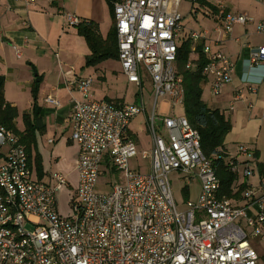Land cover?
<instances>
[{
  "label": "built area",
  "instance_id": "2783aa9c",
  "mask_svg": "<svg viewBox=\"0 0 264 264\" xmlns=\"http://www.w3.org/2000/svg\"><path fill=\"white\" fill-rule=\"evenodd\" d=\"M21 1L31 5L41 0ZM108 1L124 75L139 86L144 76L151 81L154 104L146 123L152 147L140 155L150 159L149 170L141 172L129 164L138 151L127 127L144 112L142 99L134 104L88 99L90 76L76 81L82 98H71L70 138L79 150L69 216L57 210L66 177L60 172L49 174L47 181L33 177L24 145L0 125V147H6L0 163V264H264V253L258 254L251 242L258 236L264 246V166L254 172L255 150L240 143L222 157L234 174L228 197L213 159L202 152L200 135L187 118L156 113L155 102L161 96L175 106L183 103L182 76L174 67L182 30L181 0ZM65 17L69 26L81 21L71 13ZM215 17L225 34L250 21L247 14L223 4H217ZM256 28L264 32V19ZM187 36L198 40L203 34L191 30ZM202 52L206 61L201 73L211 76L210 90L218 94L231 82L234 62L209 45H203ZM262 62L264 45L251 47L249 63ZM45 101L57 104L50 97ZM102 170L121 171L123 182L108 193L96 191ZM172 172L181 176L186 194L192 179L198 178L196 200L177 204ZM254 173L257 187L240 189L241 175L246 182Z\"/></svg>",
  "mask_w": 264,
  "mask_h": 264
},
{
  "label": "crops",
  "instance_id": "0c3cea01",
  "mask_svg": "<svg viewBox=\"0 0 264 264\" xmlns=\"http://www.w3.org/2000/svg\"><path fill=\"white\" fill-rule=\"evenodd\" d=\"M185 1L189 2L191 6H189L186 13H189L191 8L194 7L196 11L201 9L205 17L208 18V20H201L196 24L188 23V27L187 23L183 22L186 13L180 12L183 3V0H181L178 11L182 16V30L178 34L177 46H180L187 39L190 40V51L187 60V63L191 65L190 68L194 69L196 67L199 57L198 48L200 47L202 50L203 45H209L212 50L222 51L234 62V71L231 82L228 84L230 85L228 99H231L228 103L229 106L223 110L216 108L230 120L232 126L236 121H232L231 112L227 115L226 110L232 111L233 106L236 111L244 112L245 109H248L251 113L254 109L255 113H260L261 107L264 106V62L251 65L249 63V52L251 47L264 45V32H258L256 28L258 21L264 19V17H258L256 13L253 14L254 16L249 15L247 5L249 0L241 3V8L236 7V10L228 9L223 1L204 0L205 3L198 0ZM192 3L196 5H192ZM217 4H223L230 11L242 12L249 17L251 16L250 21L244 25H234L232 31L225 34L219 26V20L215 17ZM207 12L212 15H207ZM66 13L74 14L81 20H89L96 24L98 34L102 39L107 40L113 36L114 15L108 0H59L55 2L41 0L31 5H26L21 0H0V76L4 78V98L16 108L18 113L15 119L16 127L22 131L25 128L22 115L30 113L32 110V85L35 79H38L35 102L40 110L39 115L43 127L35 131V156H41L39 150V141H41L44 144L42 150L45 152L49 150V155L56 158L57 164L63 170L68 183L76 178L77 174L76 158L79 146L77 142L70 138L69 115L72 108L71 98H82L75 87L79 78L90 76L92 83L94 79L107 82V72L119 73V76H114L115 79H123L127 85L133 84L138 89L134 93L133 101H127L120 96H109L107 93H104L101 97H95L96 95L92 94L91 87L86 98L93 100L108 99L123 104L139 103L142 99L145 123L146 117L152 111L154 102L149 107L145 106L142 95L140 98L138 97L140 95L139 88L142 89L143 86V78L140 86L134 82H129L116 56L105 57L95 65H85L90 49L83 35L78 32V27L67 24ZM191 30L201 32L203 37L198 40H191L187 36ZM110 61H115L117 65L114 67L109 65L108 62ZM174 67L177 69L176 63H174ZM203 76L202 90L205 86L209 87L211 82V76ZM144 77L149 78L148 76ZM249 87L254 89V92L250 91ZM245 89L249 91V94H246ZM47 97L55 100L57 104L45 101ZM161 98L159 106L157 105L158 99L155 102L156 113L159 115L177 114L175 108L177 106L183 108V103L175 106L170 103L167 96H161ZM201 99L203 100L202 97ZM206 105L213 108L207 103ZM180 115H184V110ZM258 116L254 119H264L262 115L261 117ZM132 120L127 127V133L135 140L138 154L134 157L136 158V164L132 166L131 159L129 164L132 169L147 172L150 159L148 164H141L139 161L140 159H148V157L142 158L140 156L141 151L145 149L140 147L137 133L130 127ZM146 130L148 134V126ZM226 138L225 143L230 152L234 151L238 144L248 145L252 140V137L246 132L237 137L236 146H234V143L232 145ZM150 140L151 144L148 150L152 147L151 137ZM254 150L258 159L259 152L257 149ZM5 155L6 147L4 149L0 147V163L5 159ZM28 160L30 168L34 167L33 154L29 156ZM259 167L261 166L259 165ZM35 170L38 179L48 180L44 168H42V175L38 174L36 165ZM103 170L101 173H103Z\"/></svg>",
  "mask_w": 264,
  "mask_h": 264
},
{
  "label": "rangeland",
  "instance_id": "374dc122",
  "mask_svg": "<svg viewBox=\"0 0 264 264\" xmlns=\"http://www.w3.org/2000/svg\"><path fill=\"white\" fill-rule=\"evenodd\" d=\"M211 1H223L224 4L228 9H237L241 8V3H245V0H211ZM192 5H196L195 3H192ZM248 5V12L249 15L254 16L253 14L256 13L257 16L264 17V0H249L247 2ZM190 3L183 0V3L180 8V12L186 13L187 10L189 9ZM191 7V6H190ZM231 10V11H232ZM250 16V17H251ZM201 20H208L207 17L203 14V11L200 9L198 11L194 10V7L191 8L189 13L185 14L184 17V23H187V26L189 25L188 23H198V21ZM189 27V26H188ZM109 65L111 66H116L117 64L115 61H110L108 62ZM108 80L107 82L101 81V79H94L92 86H91V91L92 94L97 96H102L104 93H107L109 96H120L124 97L125 100L127 101H133L134 100V93L137 92V88L135 85H127L123 79H115L116 76H119V73H113L112 71L107 72ZM115 76V77H114ZM230 85L225 84L220 92L218 94H214L210 90V86H205L201 92V97L203 100L210 106V107H217L220 110H223L227 106H229V102L231 99H228V88ZM246 94H249L248 90L245 89ZM139 98L143 97L144 99V104L146 107H149L152 105L154 102V95L152 93L151 89V82L150 78H143V86L142 89L139 88ZM161 97L158 98L157 105L159 106L161 103ZM229 108V107H228ZM227 108V109H228ZM148 111V110H147ZM175 111L177 115H180L183 111L182 106H177L175 108ZM262 111H264V106L261 107L259 116L261 117ZM231 112V119L234 122V125L232 126L231 130L229 133L226 135V140L230 141L231 144H235L236 146V141L237 137L241 136L242 133L248 134L250 137H252L251 143L248 144L251 148L257 149L259 152V157L258 159L253 163L252 168L254 169V172L256 173V169L258 168V165L262 166L264 165V119L262 120H257L254 119L255 117L258 116L257 113H255L254 109L251 111L248 109H245L244 112L236 111L233 106V110H226V114L229 115ZM144 112H141L138 114L131 122L130 127L136 131L137 133V138L139 141V145L141 148L145 149L146 151H149L148 149L150 148L151 140H150V133L148 132L147 134V125L144 120ZM251 115V116H250ZM258 116V117H259ZM251 117V118H250ZM252 119L251 121H249ZM40 139V136H39ZM52 141V140H51ZM74 143V142H73ZM255 143V145H254ZM44 147L43 142L39 141V150L41 152L40 156V162H41V167L43 163L44 170L47 172L46 175L55 173V172H60L64 175L63 170L61 167L57 164L56 158L53 156L51 157L49 155V150L48 152H45L42 150ZM3 149L5 147H2ZM36 151H32V154L34 156V167L31 168L32 170V176L37 177L36 170H35V153ZM234 152V151H233ZM139 158V157H138ZM61 161V159H60ZM141 164H148L149 158L148 159H140L139 160ZM131 165L134 166L136 164V158L131 159ZM250 175L246 182L241 175V180H240V185H243L244 189L248 187H257L258 185V176L256 174ZM242 174V173H241ZM38 178V177H37ZM170 178V183L172 186V191L173 195L175 197V200L177 204L181 207L182 203H184L185 200L188 198L191 200H196L200 188V182L198 178H193L190 186H189V193L186 194L184 190L182 189L184 182L182 181V178L178 173L172 172L169 175ZM124 180L123 178V173L120 171H116L112 174H109L108 172L106 173H101L98 177L97 184H96V191H99L100 193H108L112 186L115 184H120ZM78 181V174H76V178L72 179V181L68 182L67 184L63 185V187L59 190L58 195H57V210L59 214L63 217L69 216L72 213V209L70 206V201H71V194L74 191V188H76ZM251 242L255 250L258 252V254L264 253V246H262V243L259 239V237H252Z\"/></svg>",
  "mask_w": 264,
  "mask_h": 264
},
{
  "label": "trees",
  "instance_id": "16d2710c",
  "mask_svg": "<svg viewBox=\"0 0 264 264\" xmlns=\"http://www.w3.org/2000/svg\"><path fill=\"white\" fill-rule=\"evenodd\" d=\"M198 1L205 3L204 0ZM212 7L215 8L214 6ZM76 27H78V32L83 35L90 49V53L85 60V65H95L105 57H117L115 28L113 36L105 40L98 34L96 24L89 20H81ZM198 50L199 57L194 69L185 67L190 51L189 39L178 46L176 52V71L182 76L183 81L184 115L190 125L196 129L200 135L202 152L205 156L214 161L216 173L221 182L222 192L226 196L231 197V185L234 180V174L227 167L222 157L229 152L225 143V137L231 130L232 125L230 120L219 109L209 108L201 99V84L204 81V76L201 73V70L206 60L200 47ZM3 85L4 78L3 76H0V125L11 130L18 136L20 142L23 143L29 158L36 146L35 131L42 129L43 127L42 119L39 115L40 110L35 102L38 79H35V82L32 85V110L30 113H24L22 115L23 123L25 125V128L22 131L18 130L16 127L15 119L18 115L16 108L4 98ZM35 162L38 174L42 175L39 155L35 156ZM243 188V185H240V189Z\"/></svg>",
  "mask_w": 264,
  "mask_h": 264
}]
</instances>
